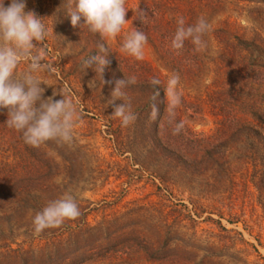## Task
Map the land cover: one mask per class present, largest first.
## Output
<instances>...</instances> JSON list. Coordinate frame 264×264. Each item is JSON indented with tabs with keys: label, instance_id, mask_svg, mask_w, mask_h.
Wrapping results in <instances>:
<instances>
[{
	"label": "trees",
	"instance_id": "16d2710c",
	"mask_svg": "<svg viewBox=\"0 0 264 264\" xmlns=\"http://www.w3.org/2000/svg\"><path fill=\"white\" fill-rule=\"evenodd\" d=\"M204 1L205 7L210 9L213 3ZM239 1L264 3V0ZM166 6V3L161 4L159 8L147 2L143 8L147 12L146 19L143 24L138 20L137 24L156 53L170 68L180 71L183 80L195 82V77L205 71L212 75L213 82L204 86L200 99L217 118L212 134L197 132L190 116L187 117L189 112L192 117L203 115L204 107L200 102L181 97L174 116L171 115L165 93L167 82L158 70L149 62L125 57L111 49L98 34L88 56L96 55L98 43H104L110 50V65L103 73L105 83L94 71L95 64L84 70L83 60L76 62L72 67V97L76 99L77 108L94 114L120 156H127L135 167L158 181V191L168 199L173 198V189L180 186L194 193H203L210 185L216 188L231 177L235 165L242 164L253 167L252 183L264 209V40H248L225 28L205 35L207 46L201 57L190 41L180 50L173 49L171 41L177 26L174 28L167 21ZM66 7L67 0H54V8H59L57 13L66 15ZM175 52L183 57L175 56ZM124 77L136 79L135 84L123 89L126 102L137 115L135 122L128 126H122L121 120L111 115L113 108L108 106L115 80ZM153 78L161 81L156 100L159 116L155 120L149 116L150 98L155 92L150 84ZM43 83V97L52 96V91ZM6 119L7 110H0V140L13 142L15 146L11 149H22V153L7 160L4 165L7 170L0 171V264H105L123 256H128L124 260L128 261L126 264L139 260L148 264H221L217 261L229 255L230 252L219 248L203 246L184 232L188 221H197L182 199L177 203L171 201L170 208L165 210L143 206L118 212L96 226L88 222L90 208L82 201L77 203L81 211L77 219L45 229L39 238L32 236L30 240L26 238V242H19L22 236L29 235L38 211L66 193L73 195L76 188L87 181L82 170L85 148H72L57 140L43 143L63 159L66 184H58L60 164L43 151L42 144L39 147L24 142L23 147L17 145L14 139L20 132L7 127ZM181 121L183 129L174 135L173 129ZM209 219L218 223L222 232L230 234L221 221ZM25 229L22 234L20 231ZM220 237L226 241V247L237 245L236 237ZM42 240L43 244H36ZM201 252H205L202 257ZM230 257L238 259L235 254L230 253Z\"/></svg>",
	"mask_w": 264,
	"mask_h": 264
},
{
	"label": "rangeland",
	"instance_id": "374dc122",
	"mask_svg": "<svg viewBox=\"0 0 264 264\" xmlns=\"http://www.w3.org/2000/svg\"><path fill=\"white\" fill-rule=\"evenodd\" d=\"M163 1L167 4L166 10L164 9L167 21L174 28L177 26L178 17H183L185 24L192 25L199 17L203 16L211 23L212 31L227 28L235 35L248 40L260 38L264 40V3L210 0L213 5L208 9L205 7L204 0H126L125 7L129 8L126 20H130L129 24L125 25L114 40L105 39L107 45L113 50L120 51L124 36L134 27L140 29L133 10L137 7L143 10L147 2L154 3L161 8V4H165L162 3ZM9 2L10 0H5L6 6ZM26 3V11L33 10L39 16L44 17L49 35L40 45V50L44 54V61L51 63L55 68L53 73L41 71L35 75L45 83L52 93L54 89L65 92L77 107L76 99L72 97V67L76 62L87 58L90 45L98 35L95 36L86 27L73 28L67 9L64 11L66 15L57 13L59 8H54V0H26ZM143 51L142 60L151 63L166 82L172 75L179 76L177 91L181 97L196 99L202 104L201 107H204V113L199 118L192 117V112L188 113L187 117L190 116L188 118L191 125L197 132L212 134L216 128L217 118L200 100L205 90L204 86L211 85L213 82L212 75L205 71L204 74L195 77V82H188L186 79L183 80L184 77L181 76L180 71L170 68L148 42ZM201 52L199 51L198 57H201ZM175 53V56L183 57V55ZM121 54L128 58H134L124 52ZM184 56L186 55L184 54ZM207 56L211 57V51ZM27 66L26 62H22L16 70L17 73L25 71ZM75 89L76 87L73 88V90ZM77 91L80 92V88ZM56 99H61V96L57 95ZM77 109L80 119L74 126L73 140L68 144L72 148L75 146L85 148L82 170L85 171L87 181L76 188L73 196L77 203L83 201V204L90 208L88 222L92 226L98 225L107 216L112 217L118 212H127L132 208L143 206L161 207L165 210L171 206V201L177 203L179 199H182L197 221L196 223L188 221L184 232L200 241L203 246L219 248V250L235 254L238 258L230 257L229 253L217 262L221 264H264V209L260 205L257 189L252 183L253 167L251 165L241 164L238 167L235 165V170L230 178L224 179L216 188L210 185L203 193L201 191L190 192L188 188L182 186L176 187L173 189V198L168 199L158 191V181L155 182L150 175L142 172L139 167H135L127 156H120L114 143L104 133L106 129L102 123L94 119V114L84 112L83 108ZM21 137L20 133L14 140L17 145L23 147L24 140ZM12 145L14 143L9 140H0V171L7 170L4 166L8 163L7 160L16 158L18 154L22 153V149L12 150ZM42 148L45 153L49 154V157L54 158L60 164L58 170L60 176L56 182L66 184L65 165L62 157L56 150H51L46 145L42 144ZM9 165L12 166L10 163ZM209 218L221 221L223 227L231 231L230 234L222 232L218 223ZM25 231L26 229L20 232L23 234ZM20 232L17 231L16 235H19ZM220 235L236 237L237 245L226 247V241L223 242ZM32 236L34 238L40 236L34 232L33 225L29 228V235L22 236L19 242H26L27 239H32ZM36 242L37 245H40L44 241ZM200 254L202 257L205 252ZM127 257L123 256L122 259L117 257L105 264H126L128 261L124 260H127ZM132 262L131 264H148L141 260Z\"/></svg>",
	"mask_w": 264,
	"mask_h": 264
},
{
	"label": "clouds",
	"instance_id": "9594fccd",
	"mask_svg": "<svg viewBox=\"0 0 264 264\" xmlns=\"http://www.w3.org/2000/svg\"><path fill=\"white\" fill-rule=\"evenodd\" d=\"M125 5L126 0H67L66 8L73 28L86 27L91 33L98 34L102 40H114L130 21L126 20L129 8ZM26 7V0H10L7 6L5 0H0V110H7L5 124L22 133L24 143L29 146L39 147L49 140L70 143L80 113L63 91L54 89L52 96L43 97V81L35 74L41 71L55 72L54 66L44 61V54L40 50V45L46 40L49 32L44 17L33 10L26 11ZM133 12L143 24L147 12L139 7ZM176 23L177 28L171 41L173 49L180 50L186 41H190L197 52L205 50L207 45L204 37L212 30V25L206 18L201 16L195 24L186 26L184 18L178 17ZM147 42L145 32L134 27L124 36L120 51L142 60ZM97 49L96 55H89L83 60V66L85 70L95 64L94 71L105 83L103 73L110 65V50L104 43H98ZM22 62L27 63V69L17 73L16 70ZM114 83L108 106L113 108L111 115L119 118L122 126H128L135 122L137 115L131 110L130 103L126 102L123 89L135 84L136 79L124 77ZM160 83L157 78L150 81L155 89L150 98L151 120L159 116L156 100L159 96L157 86ZM178 84L179 76L172 75L165 86L169 112L173 116L174 109L181 103V95L177 91ZM57 95L61 96V99H55ZM117 100H122L123 103H115ZM183 126L182 121L177 123L173 134H179ZM80 215L75 197L66 193L36 213L33 218L34 232L40 234L47 228L60 227L66 220H75Z\"/></svg>",
	"mask_w": 264,
	"mask_h": 264
}]
</instances>
